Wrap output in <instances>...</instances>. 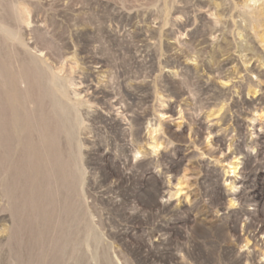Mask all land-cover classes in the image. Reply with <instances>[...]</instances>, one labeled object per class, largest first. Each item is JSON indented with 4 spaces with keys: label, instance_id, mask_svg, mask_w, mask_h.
<instances>
[{
    "label": "rangeland",
    "instance_id": "1",
    "mask_svg": "<svg viewBox=\"0 0 264 264\" xmlns=\"http://www.w3.org/2000/svg\"><path fill=\"white\" fill-rule=\"evenodd\" d=\"M0 22V264H264V0H0Z\"/></svg>",
    "mask_w": 264,
    "mask_h": 264
},
{
    "label": "bare ground",
    "instance_id": "2",
    "mask_svg": "<svg viewBox=\"0 0 264 264\" xmlns=\"http://www.w3.org/2000/svg\"><path fill=\"white\" fill-rule=\"evenodd\" d=\"M253 1H257V0H253ZM0 33L1 35H3L6 39H9V40H13V39H17L18 38V34L13 32L12 30H10L6 25H4L3 23L0 22ZM21 41V40H20ZM41 61V59H40ZM39 61V63H40ZM42 62V61H41ZM47 68V67H46ZM45 69V68H44ZM48 75V74H47ZM48 78V76H47ZM58 80V77L56 76L55 73H50L49 74V82L51 83L52 87H53V93L55 95V98H56V101H55V104H56V107H57V110H58V113L59 114H66V112L68 111L67 110V107L66 105H64L62 103V99H65L64 97L67 96L66 95V92L60 88L59 86V83L57 82ZM17 81L19 82V84H21L22 86L24 84H26V79H24L22 76H20L19 80H16V83ZM14 101V100H13ZM64 101V100H63ZM1 136V135H0ZM232 166H233V171H235L236 169H238L237 167V163L233 162L232 163Z\"/></svg>",
    "mask_w": 264,
    "mask_h": 264
}]
</instances>
